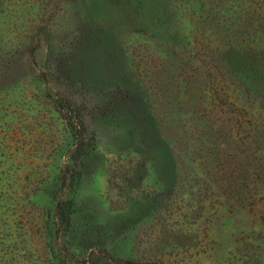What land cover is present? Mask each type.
I'll return each instance as SVG.
<instances>
[{
	"label": "rangeland",
	"instance_id": "1",
	"mask_svg": "<svg viewBox=\"0 0 264 264\" xmlns=\"http://www.w3.org/2000/svg\"><path fill=\"white\" fill-rule=\"evenodd\" d=\"M0 264H264V0H0Z\"/></svg>",
	"mask_w": 264,
	"mask_h": 264
},
{
	"label": "trees",
	"instance_id": "2",
	"mask_svg": "<svg viewBox=\"0 0 264 264\" xmlns=\"http://www.w3.org/2000/svg\"><path fill=\"white\" fill-rule=\"evenodd\" d=\"M101 110L103 109V108H100ZM79 110V109H78ZM79 114L82 116L83 114H82V111H81V109L79 110ZM80 127H82V124H80Z\"/></svg>",
	"mask_w": 264,
	"mask_h": 264
}]
</instances>
